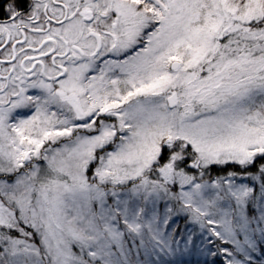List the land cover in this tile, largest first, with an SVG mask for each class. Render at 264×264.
<instances>
[{
  "label": "snow or ice",
  "instance_id": "obj_1",
  "mask_svg": "<svg viewBox=\"0 0 264 264\" xmlns=\"http://www.w3.org/2000/svg\"><path fill=\"white\" fill-rule=\"evenodd\" d=\"M0 264H264V0H0Z\"/></svg>",
  "mask_w": 264,
  "mask_h": 264
},
{
  "label": "trees",
  "instance_id": "obj_2",
  "mask_svg": "<svg viewBox=\"0 0 264 264\" xmlns=\"http://www.w3.org/2000/svg\"><path fill=\"white\" fill-rule=\"evenodd\" d=\"M183 221H181V223H182ZM182 226H183V223H182Z\"/></svg>",
  "mask_w": 264,
  "mask_h": 264
},
{
  "label": "rangeland",
  "instance_id": "obj_3",
  "mask_svg": "<svg viewBox=\"0 0 264 264\" xmlns=\"http://www.w3.org/2000/svg\"><path fill=\"white\" fill-rule=\"evenodd\" d=\"M182 223H183V222H182ZM182 223H181V224H182Z\"/></svg>",
  "mask_w": 264,
  "mask_h": 264
}]
</instances>
